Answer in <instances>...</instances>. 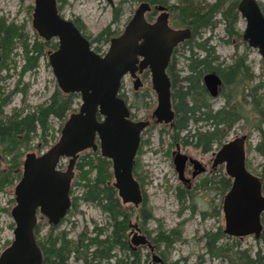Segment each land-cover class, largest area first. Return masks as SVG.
Wrapping results in <instances>:
<instances>
[{
	"label": "rangeland",
	"instance_id": "obj_1",
	"mask_svg": "<svg viewBox=\"0 0 264 264\" xmlns=\"http://www.w3.org/2000/svg\"><path fill=\"white\" fill-rule=\"evenodd\" d=\"M140 1L153 3L151 0H113L114 6L110 8L104 0H63L59 13L67 19L77 18L81 27L83 26V33L91 43V48L95 52L103 53L108 37L121 31ZM256 1L264 15V0ZM189 2L202 5L211 4L214 0H163L162 5L169 7L172 27H189L186 18L188 20L190 14L182 13L181 9V4ZM221 7L224 8L225 5ZM32 8L33 0H0V17L20 28L25 37L24 45L19 42L11 46L8 53L5 51L3 55L0 52V93L8 101L0 110V127L7 124L9 116L18 119L27 113L36 114L38 107L46 105L50 97L59 92L45 55L46 50L50 48L39 43L31 27ZM212 16L213 26L197 29L189 45L197 56H201L202 52L196 45L202 43L214 52L215 60L210 62L212 66L218 67L222 84L219 94L205 101L212 110L221 108L224 112L237 116L229 130L222 129L225 135L221 143L245 134V167L253 175L264 176L263 159L255 150V145L260 139L259 131L264 132V60L255 48L249 47L242 40L244 20L239 15L231 29L226 30L219 11L214 12ZM27 54L36 58L29 61ZM187 55L188 47H178L175 68L178 70V84L181 86L179 90H185L182 78L188 71ZM235 62L242 64L238 72L234 71ZM140 79L142 86L136 92L132 90L128 76L123 77L119 88V94L132 106L130 113L131 117L134 116L133 119L147 117L155 105V95L150 89L148 73L144 77L140 76ZM177 89L178 86L174 87L172 93L176 94ZM197 91L198 89L191 90L190 95L198 96ZM140 95H144V98L139 97ZM172 100L173 105L177 103L176 98ZM78 104V100L74 98L71 109L75 110ZM186 105L190 106L188 101ZM62 122V119L49 115L44 131H40L35 124V130L23 143H20L23 134L16 136L15 140L20 141V144L16 141L18 148L10 147L15 138L12 133H0V171L9 170L7 176L0 174V252L12 239L13 222L9 211L14 205L13 186L20 175L19 171L17 172L20 166L11 159L16 156L15 159L21 161L27 152L38 154L44 151L56 140ZM211 125V120L189 119L185 129L178 131V135L174 136L172 126L150 122L140 135L133 170L141 190V203L136 207L128 203L121 204L123 210L117 214L110 215L104 210V201H96L84 195L86 189L77 179L78 171L74 170L69 189L70 208L66 215L52 229L45 219L38 215L35 226L37 241L41 242L45 237L62 240L73 250L63 263L47 257L42 264H149L150 256L145 247H138L131 253L128 247L126 250L113 243L110 244L111 249L106 248L107 240L113 233V221L121 219L136 223L149 235V239L160 233L169 235L170 230L178 232L170 237L172 241L169 243L153 242L155 253L165 264H250L257 252L260 255L257 258L259 264H264V230L258 239L252 235L239 239L224 234L219 244L227 251L218 252L216 255L207 253L204 232L223 228L220 212L217 215L213 213L214 204L219 203L214 189L219 187L220 181L215 179L214 184H211L210 193H206L204 189L199 191L196 189V183L206 176V173L201 174L192 181L193 185L187 197L177 198V192L182 189V185L177 180L170 152L177 144L180 152L206 162L218 144L214 143L208 152H203L193 145L189 134L196 130H210ZM185 140L188 144L184 143ZM6 149L10 151L6 152ZM87 164L82 167V171L86 170L90 174L87 175L88 178L92 179L96 175L97 166H94V163ZM65 165L66 159L63 158L59 162V169L63 170ZM219 172H223L222 167ZM109 182L112 183V177ZM201 213L205 215L202 216ZM262 225L264 226V219Z\"/></svg>",
	"mask_w": 264,
	"mask_h": 264
},
{
	"label": "water",
	"instance_id": "obj_2",
	"mask_svg": "<svg viewBox=\"0 0 264 264\" xmlns=\"http://www.w3.org/2000/svg\"><path fill=\"white\" fill-rule=\"evenodd\" d=\"M106 1L112 4L111 0ZM236 9L244 20L242 40L255 48L264 60V16L256 1L239 0ZM32 26L40 36L57 38V49L48 54L52 74L63 92L80 94L81 104L77 113L64 122L59 139L46 152L39 156L25 155L21 177L13 187L12 240L0 252V264H41L33 232L36 209L53 224L64 215L69 205L68 187L76 154L86 148L96 149L95 134L101 156L110 161L111 186L116 197L122 204L134 207L140 203L132 164L139 133L148 121L128 120L126 108L116 95L119 79L126 72L134 76L137 57H142L137 67L140 70L148 66L151 88L156 94L151 117L157 123L171 122L173 111L164 68L171 48L189 36L187 29L169 28L163 12L153 23L145 22L142 5L135 10L123 32L110 39L102 57L91 52L71 22L56 13L54 0H33ZM202 81L209 94L215 95L220 84L218 76L206 73ZM135 84H138L137 79ZM96 113L101 118L99 121ZM244 139L245 134L223 143L216 151L212 165L223 163L225 174L231 178L230 188L222 199V232L232 237L249 234L257 237L261 229L259 214L264 212V196L260 193L259 179L245 168ZM60 157L68 159L64 171L56 169ZM171 158L177 179L182 182L188 181L183 174L186 162L193 168L192 176L203 170L196 159L180 153L177 147L171 152ZM131 227L135 228V223ZM130 242L134 246H147L152 252L149 264H165L153 253V246L143 235L132 232Z\"/></svg>",
	"mask_w": 264,
	"mask_h": 264
},
{
	"label": "trees",
	"instance_id": "obj_3",
	"mask_svg": "<svg viewBox=\"0 0 264 264\" xmlns=\"http://www.w3.org/2000/svg\"><path fill=\"white\" fill-rule=\"evenodd\" d=\"M60 3L63 2V0H58ZM156 3H162L160 0H153ZM236 2L237 0H214L211 4H202L201 3H193L189 2L187 4H181L182 13L189 12L190 15L188 20L186 18V24L190 27L191 33L196 32L197 29L202 28H211L213 26L212 21V15L214 12L219 11L222 20L224 22V28L225 30L227 28L231 29L232 24L234 23L235 19L237 18V10H236ZM225 5L224 8L221 6ZM217 8V10H216ZM181 13V14H182ZM187 17V16H186ZM104 32L106 30H103ZM107 32V31H106ZM109 34V33H108ZM25 37L23 32L18 28L17 26L13 25V23L6 24L3 20H0V52L4 55L5 51L6 53L9 52L10 47L14 46V44L21 43V45H24ZM202 49L206 48L205 43H202L200 45ZM210 48V47H207ZM8 51V52H7ZM27 60L33 61V59L36 58V56L28 55L27 54ZM242 66L241 63L235 62L234 63V71L238 72L240 70V67ZM189 68L191 69V74L183 77V79H186L188 82V85H186V90H179L181 86H178V89L176 90V94L172 93V98L177 99V103L173 105L174 108V119L172 122V128L175 132L174 136H177V132L185 129L187 122L189 119L196 120H211L212 125L210 130L205 131H198L196 130L194 133L189 134L190 137L193 139V145L196 147H200L202 151L209 148L210 143L214 141L215 138H217L216 133L222 128L224 130H227L231 123L237 120V116L234 114L233 117H228V115H231L230 112H224L222 109L217 111H212L211 109L201 110L203 108L206 93L200 84V78L201 75L210 70H214L217 73L219 70L215 68L214 66H211L209 61H207L205 58L201 59H193L191 61ZM174 82V81H173ZM198 89L199 95L196 96V99L201 102L196 103L195 100L192 101V105L187 106L185 102V96L188 95L191 90ZM0 93V110L3 105H5L8 101L7 98L2 97ZM204 98V99H203ZM68 97L61 95L59 92H55L49 99L48 103L41 108H37V113H27L22 117H19L18 119L8 118L6 121L7 124L0 127V133L6 134V133H12V135L15 137L13 144L10 146L11 148L17 147L20 143H23L25 141V138L29 135V133L35 130V124L38 126L40 131H44L46 129V119L49 115L61 118L64 116L65 111L68 109ZM233 115V114H232ZM203 116V118H202ZM205 116V117H204ZM260 132V139L255 145V150L258 154L261 155L263 159L264 166V132ZM22 142L17 141L16 136L22 135ZM13 141V138H12ZM19 143L17 144L16 143ZM184 143H188V141H184ZM14 144H17L14 145ZM9 147V149H10ZM8 149H6V152ZM10 151V150H9ZM8 151V152H9ZM4 153V152H3ZM18 155V154H17ZM89 162L94 163V166H97L96 175L94 178L89 179L85 176L81 175V168L82 164H79L80 166L78 168V176L77 179L80 181V183H83V188L86 190L84 191V195H88L91 198H94L96 201L104 202L102 203V207L104 210H106L110 215L111 214H117L120 213L123 210L122 205L120 204L118 198L115 195V189L109 184L110 179L112 177L111 172L109 171V162L106 160L92 155L91 157L87 156ZM16 156L11 159L12 161H15L19 165V161H17ZM11 161V162H12ZM264 171V170H263ZM6 172V173H4ZM9 170L0 171V174L3 176H7ZM204 183V182H203ZM205 184V183H204ZM220 189H225L228 186V180L226 178H221L220 182ZM108 193V194H106ZM189 192H185L184 197H187ZM111 195V196H109ZM177 198L179 199L178 195ZM117 208V209H116ZM202 216L205 214L201 213ZM124 217V216H123ZM115 219V218H114ZM125 219V218H124ZM122 226H125L124 220H114L112 223V234L110 235V239L107 240V249H111L112 245L110 244H116L124 249H126V243L122 239V235L120 234L124 228ZM178 232L175 230H170L169 235L167 234H161L157 235L156 237L152 238L154 242H165L169 243L172 241L171 236L177 235ZM225 235L221 232L219 228H216L214 231H206L203 234L204 238V245L206 248V251L210 255H216L219 253L226 252L227 250L223 248L222 244H219V240H221ZM39 246L40 242H37ZM264 243V239H263ZM73 249L71 246L68 245L65 241L59 240H53L51 243L49 242V246L47 248V252L44 254L48 258H52L55 260H58L60 263H63L64 260H66L67 255L72 251ZM127 250V249H126ZM106 256V255H105ZM103 257V256H101ZM255 258L250 261V264H259V261L257 258L260 257L259 253H255Z\"/></svg>",
	"mask_w": 264,
	"mask_h": 264
},
{
	"label": "flooded vegetation",
	"instance_id": "obj_4",
	"mask_svg": "<svg viewBox=\"0 0 264 264\" xmlns=\"http://www.w3.org/2000/svg\"><path fill=\"white\" fill-rule=\"evenodd\" d=\"M106 3H107V5L110 7V8H112L113 6H114V4H113V0H111L112 1V4H110V3H108L106 0H104ZM151 1H153V0H151ZM160 1H162L163 2V0H160ZM239 0H237V2H238ZM256 1V0H255ZM237 2H236V5H237ZM256 3H257V5H258V7H259V9H260V6H259V4H258V2L256 1ZM139 5H142L143 6V19H144V21L145 22H147V23H153L155 20H156V18H157V16L161 13V12H163V13H165L166 14V23H167V26L169 27V28H171V29H187L188 31H189V36L187 37V38H185V39H182L181 41H179V42H177L172 48H171V50H170V53H169V56H168V60H167V63H166V65H165V68H164V72H165V75H166V77L168 78V82H169V101H170V109L173 111V119H174V114H175V112H174V108H173V98H172V90H173V88L174 87H176V86H180L179 84H178V70L175 68V66H176V63H175V54H176V51H177V49H178V47H180V46H186V48L188 47V55H187V67H188V71L186 72V74L183 76V77H185V76H187V75H189V74H191V69L189 68V65H190V63H191V61H193V59H201V58H205L207 61H209V63H210V65H211V62H210V60L213 62L214 60H215V56L213 55L214 54V52L212 51V48H207V46H206V48H201L200 46H198V45H196V48H198L201 52H202V55L201 56H197L194 52H193V47H191V46H189L190 44H191V39L193 38V35H192V33H191V30H190V28L188 27H182V26H180V27H178V26H176V27H172L171 25H170V14H169V7H166V6H164V5H162V3L160 2V3H156V2H154L153 1V3L151 4V3H149V2H146V1H140L138 4H137V6L135 7V9L133 10V12H132V14H131V16L128 18V20L125 22V24L123 25V27H122V29H121V31L120 32H118V33H116V34H112V35H110L109 37H108V40H107V47H106V49L104 50V52L103 53H98V52H95L92 48H91V43H90V41H89V39L87 38V36H85V34L83 33V26L81 27V25L79 24L80 22H79V20L77 19V18H72V19H67V18H64L63 16H61L60 15V13H59V8H60V6H61V3L58 1V0H54V9H55V11H56V13L61 17V18H63V19H65V20H69L70 22H71V24L73 25V27L76 29V31L78 32V34H79V36L83 39V40H85L87 43H88V47H89V50L91 51V52H93L94 54H96V55H98L99 57H102L105 53H106V51H107V48H108V46H109V41H110V39L112 38V37H117V36H119L122 32H123V30H124V28L126 27V25L128 24V22L131 20V18L133 17V14H134V12H135V10L138 8V6ZM158 7H162V9L161 10H159L158 9ZM237 10V9H236ZM260 11H261V13H262V10L260 9ZM32 12H33V8H32ZM237 15H239L238 14V11H237ZM262 15H263V13H262ZM264 16V15H263ZM240 17V16H239ZM0 20H3L6 24H8V23H12V22H6L5 21V19H3V18H1L0 17ZM31 27H32V29L34 30V32H35V34L37 35V40L39 41V43H41V45L43 46H45L46 45V47H48V48H50L49 50H46V52H45V55H46V59H47V63H48V54L49 53H51V52H53V51H55L56 49H57V46H58V42H57V38L55 37V36H50V37H47V38H45V37H43V36H40L38 33H37V31L33 28V26H32V13H31ZM161 40H162V38H161ZM160 40V41H161ZM163 41V40H162ZM49 42H51V44L49 45ZM141 42V39H139L138 41H137V43L139 44ZM158 42H159V39H158ZM200 45V44H199ZM137 62H136V64H135V66H136V69L134 70V76H131L130 75V73L129 72H126L124 75H122L121 77H120V79H119V86H118V90H117V96L122 100V102H123V104H124V106H125V108H126V111H127V118H128V120H130V121H132V122H134V121H148V124L146 125V127L150 124V122H152V123H154V124H160V125H167L168 127H170V126H172V121H173V119H172V121L171 122H169V123H167V124H164V123H157V122H155V120H154V118L153 117H151V113H152V110L154 109V107H155V105H154V107L152 108V110L150 111V113L147 115V117H143V118H139V119H133L134 118V116H132L131 117V113H130V108L132 107L130 104H128V102H127V100L121 95V94H119V88H120V84H121V81H122V79H123V77L124 76H128V78H129V80H130V82H131V84H132V90L133 91H137L138 90V88H140L141 86H142V82H141V79H140V76H145V74L146 73H148V75H149V83H150V73H149V69H148V66L146 65L145 67H143V68H141L140 70L138 69V61L139 60H142V57H137ZM48 65H49V63H48ZM212 66V65H211ZM49 67H50V65H49ZM215 68H217L218 69V67H215ZM50 70H51V67H50ZM211 71H207V72H205V73H203L202 75H201V78H200V84L202 85V87H203V89H204V91H205V93H206V99H209V98H214V97H216L218 94H219V90H220V86H221V84H222V80H221V78H220V76L218 75V73L216 72V71H212L211 73H214L215 75H217L218 76V78L220 79V84L218 85V87H217V92H216V94L215 95H213V96H211L210 94H209V92H208V90L205 88V86H204V83H203V81H202V77H203V75H205L206 73H210ZM51 74H52V70H51ZM52 76H53V74H52ZM53 78H54V80H55V77L53 76ZM138 80V84H135V80ZM176 79V80H175ZM174 81V82H173ZM182 81L183 82H185V87H186V85H188V82H187V80L186 79H183L182 78ZM55 84H56V81H55ZM135 85H137L136 87H135ZM56 86H57V84H56ZM57 89L59 90V93L61 94V95H64V96H67L68 97V101H69V103H68V109L65 111V114H64V116L63 117H61V118H57V119H59V120H63V122H62V124H61V126H60V128H58L59 129V134H58V136H57V138H56V140L52 143V144H50L49 146H47L45 149H44V151H42V152H40V153H38V154H35L34 152H27V153H25L24 155H23V159L21 160V161H19V166H20V168L17 170V172L19 171V177H17V180H16V182H15V184L18 182V180L20 179V177H21V172H22V164H23V161H24V158H25V155L26 154H29V153H31V154H33L34 156H39V155H41V154H43L44 152H46L58 139H59V137H60V134H61V130H62V127H63V124H64V122L68 119V117L71 115V114H75V113H77V111H78V108H79V106H80V104H81V97H80V94L78 93V92H75V91H72V92H63L60 88H58L57 87ZM150 89L152 90V88H151V83H150ZM186 90V89H185ZM153 91V90H152ZM135 92H134V94H135ZM153 93H154V95H155V104H156V94H155V92L153 91ZM134 96V95H133ZM139 97H141L142 99L144 98V95H140ZM77 99L78 100V102H79V104H78V106H77V108L74 110V109H71V105H72V103H73V99ZM193 100H195L196 101V103H198V102H201L200 101V99L199 100H197L196 99V96H194V97H192V95H190V93L188 94V95H186L185 96V102L186 101H188L189 102V104L190 105H192V101ZM204 107L203 108H201V110H206V107H207V109H211L210 108V105H209V103L207 102L206 103V101L204 102ZM189 106V105H188ZM212 110V109H211ZM217 110H221V108H218V109H215V110H212V111H217ZM1 112V111H0ZM95 117H96V120L97 121H99L101 118H100V116H99V114L98 113H96V115H95ZM228 117H233V115L231 114V115H228ZM8 118H13V116H9ZM56 118V117H55ZM234 123V121L231 123V125ZM146 127H144L141 131H140V133H139V141H138V147H139V144H140V135H141V133H142V131L146 128ZM231 127V126H230ZM229 127V128H230ZM229 128L227 129V130H229ZM39 129V128H38ZM226 131V130H225ZM33 132L31 131L29 134H32ZM216 135H217V138H215L214 139V141H212L211 143H210V146H209V148L208 149H206V150H204L203 152H208L210 149H211V147H212V145L214 144V143H217L218 144V146L216 147V149H215V151H213V152H211V154H210V157L206 160V162H201L200 160H198V159H196V158H194V157H191V156H188V155H186L187 157H191V158H193V159H196L199 163H200V165H201V167L203 168V170L202 171H200V172H198V173H196L195 175H191V173L193 172V168H192V166L188 163V162H186L185 163V167H184V172H183V174H184V177L186 178V179H188V181H186V182H182V181H180V180H178L179 182H180V184L182 185V189L181 190H179L178 192H177V195H178V197H179V199H183V198H185L184 197V195H185V192H190V190H191V188H192V185H193V183H192V181L196 178V177H198L199 175H201V174H205L206 173V176L205 177H203V178H201L200 180H199V182L198 183H196V189H198L199 191H200V189H204V191L206 192V193H210V190H211V184H214V181H215V179L216 180H218V181H220L221 180V178H226L227 180H228V186L223 190V189H220V184H219V186L220 187H216L215 189H214V194H215V196H216V198H219V203H217V204H214L215 206L213 207V210H214V215H217L219 212H220V215H221V219H222V222H223V213H222V199H223V196L225 195V193L229 190V188H230V184H231V178L230 177H228L226 174H225V172H224V164L223 163H217V164H215V165H212V162H213V158H214V155H215V153H216V151L220 148V146L223 144V143H225V142H227V141H229V140H227V141H225V142H223V143H221L222 141H223V138H224V133L222 132V128L216 133ZM240 136V135H239ZM236 137V136H235ZM234 138V137H233ZM233 138H231V139H233ZM230 139V140H231ZM246 136H245V139H244V149H245V142H246ZM259 141V140H258ZM93 143L96 145V149L95 150H92L91 148H86V149H83V150H81V151H79L77 154H76V158H75V160H74V163H73V167H72V178L70 179V182H69V187H68V198H69V189H70V187H71V183H72V180H73V177H74V170H76V171H78V168L80 167V166H78L79 164H82L81 166L83 167V166H87L88 164L87 163H92V162H89V160L87 159L88 157V155L91 157L92 155H95V156H98V157H100V158H102V159H104V160H106L107 162H109V171H110V161L108 160V159H106V158H104V157H102L101 156V154H100V152H99V141H98V137H97V135L95 134L94 135V139H93ZM188 144V143H187ZM257 144V143H256ZM19 146V145H18ZM138 147H137V149H136V152H135V155H134V158H133V164H132V176L134 177V174H133V170H134V164H135V156H136V153H137V150H138ZM174 150L176 149V147L178 148V151L180 152V150H179V147H178V145L177 144H175L174 145ZM200 148V147H199ZM200 150H201V148H200ZM173 151V150H172ZM171 151V152H172ZM202 151V150H201ZM171 152H170V156H171ZM180 153H182V152H180ZM184 154V153H183ZM63 158H65L66 159V165H67V162H68V159L66 158V157H60L59 159H58V162H57V165H56V169L58 170V171H64L65 170V168H66V165H65V167H64V169L63 170H61V169H59L60 167H59V162H60V160L61 159H63ZM171 163H172V158H171ZM244 165H245V150H244ZM222 167V169H223V172H219V168H221ZM246 168V167H245ZM82 169V168H81ZM188 169V170H187ZM111 172V171H110ZM219 172V173H218ZM217 173V174H216ZM81 175L82 176H85V177H87V175H90L89 173H87V171L85 170V171H82L81 170ZM258 179H259V182H260V193H261V195L262 196H264V194H263V189H264V186H263V183H264V176H257V175H255ZM176 177H177V175H176ZM134 179L136 180V178L134 177ZM137 181V180H136ZM205 184H204V183ZM137 183H138V181H137ZM15 184H14V186H15ZM139 185V184H138ZM13 186V187H14ZM217 186V185H216ZM195 187V186H194ZM139 191H140V196H141V200H142V195H141V190H140V186H139ZM115 193H116V191H115ZM13 200H14V198H13ZM141 200H140V203H141ZM120 202V201H119ZM120 204H122L121 202H120ZM123 205V204H122ZM13 207V206H12ZM11 207V208H12ZM136 207V206H135ZM70 208V199H69V205H68V207H67V209H66V211H65V213H64V215L61 217V218H59L58 219V221L55 223V224H53V223H50V222H48V219L45 217V216H43V215H41L40 213H39V210L38 209H36V214H35V216H36V222H37V216L39 215V216H42L44 219H45V222H46V224L49 226V228L50 229H52L53 227H55L62 219H63V217L66 215V213H67V211H68V209ZM9 213H10V211H9ZM263 216H264V212H261L260 214H259V223H260V227H261V229H260V232H259V234H258V236L257 237H254V235L253 234H249V235H252L253 236V238H255V239H258V238H260V236H261V233H262V231L264 230V226L262 225V219H264L263 218ZM13 222V221H12ZM36 222H35V225H34V228H33V232H34V238H35V241H36V244H37V246H38V248H39V250H40V254H41V264H42V261L43 260H46L47 259V256L44 254L45 252H47V248H48V246H49V242L51 243L53 240L52 239H50V238H47V237H45L44 239H42V241L40 242V245L41 246H39L38 245V241H37V239H36V237H35V226H36ZM131 224L132 223H130V222H125V226L123 227L122 226V228H124V230L125 231H123V232H121L120 234L122 235V239H123V241H125V243H126V247H128V250H129V252L131 253V251L133 252L134 250H136L138 247H145L147 250H148V248H147V246L144 244V245H137V246H134L131 242H130V238H131V235H132V232H136L137 234H139V235H143L144 237H145V239L150 243V245L151 246H153V253H155V251H154V244H153V239H149L148 238V234L147 233H145V232H143L138 226H137V224L135 223V228H132L131 227ZM13 228H14V223H13ZM220 229V228H219ZM221 230V232H222V230H223V228H221L220 229ZM223 233V232H222ZM224 234V233H223ZM226 235V234H225ZM245 236H247V235H245ZM235 238H242L243 236H234ZM125 239V240H124ZM12 240V239H11ZM11 242V241H10ZM10 242H9V244H10ZM8 244V245H9ZM148 252H149V256H151V254H152V252L151 251H149L148 250ZM156 254V253H155Z\"/></svg>",
	"mask_w": 264,
	"mask_h": 264
}]
</instances>
